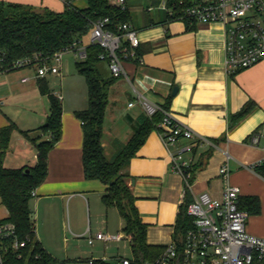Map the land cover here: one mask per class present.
Returning <instances> with one entry per match:
<instances>
[{"label": "crops", "instance_id": "crops-1", "mask_svg": "<svg viewBox=\"0 0 264 264\" xmlns=\"http://www.w3.org/2000/svg\"><path fill=\"white\" fill-rule=\"evenodd\" d=\"M0 1L55 12L69 5L87 7L85 0ZM161 2L127 0L129 23L137 30L140 44L134 60L124 63L126 76L117 78L109 89L102 138L105 154L112 158L147 115L136 99L137 92L141 93L194 133L193 139L180 138L168 148L159 129H152L126 168L136 207L147 224L148 243L166 246L175 242L177 217L187 197L193 200L206 191L213 198H222L224 180L219 169L226 161L230 182L239 188L240 208L247 213L246 228L264 237V177L255 169L264 162V58L228 73L224 25L196 23L194 29H188L183 19L171 18ZM103 67L110 72L107 64ZM36 73V65L0 69V127L13 121L18 128L5 156L6 167L33 166L37 161L36 148L20 133L40 134L37 128L50 111L49 98L41 93ZM24 77L29 79L23 81ZM44 77L51 92L62 95V134L48 153L46 178L32 193L36 236L57 260L77 261L90 254V264L95 263L92 260L121 264L120 257L133 258L132 251L130 256L118 251L121 246L131 250L130 242L95 239L89 249L79 243L80 238L95 237L99 231L116 233L124 227L118 209L106 207L102 200L106 184L84 174V132L76 111L88 103L86 79L72 73L69 60H62L61 75ZM130 102L134 105L129 106ZM248 103H254L253 108L233 121V115ZM255 132L260 135L258 143L252 142ZM202 137L205 140L199 141ZM188 144L192 149H183ZM170 152L187 166L196 167L191 183L174 168ZM249 197L258 201L251 202ZM8 214L0 196V223Z\"/></svg>", "mask_w": 264, "mask_h": 264}, {"label": "trees", "instance_id": "trees-1", "mask_svg": "<svg viewBox=\"0 0 264 264\" xmlns=\"http://www.w3.org/2000/svg\"><path fill=\"white\" fill-rule=\"evenodd\" d=\"M86 8L69 5L62 12L48 8L36 9L19 3L0 1V69L16 70L13 63L22 57L35 53L42 58H50L55 52L80 43L82 37L91 32L96 20L109 17V27L117 28L119 24L129 21L127 0L124 6L112 0H85ZM194 1L209 0H167L174 8L171 18L183 17L188 29H194L196 22L185 15L184 7ZM183 15V16H180ZM104 49L94 43L86 47V57L77 59L78 72L84 75L88 88V103L84 109L76 111L81 119L83 141V166L87 179H98L107 188L102 195L106 207H116L123 219V230L131 236L130 246L133 254L131 264H143L156 260L165 246L149 244L147 241V224L140 217L136 207V197L129 184L130 175L126 168L138 149L145 142L152 129H159L163 114L157 112L146 115L138 125L134 126L131 138L123 144L112 158L105 154L102 138L104 121L109 99V89L117 80L103 67L108 61L100 58ZM138 54V47L136 55ZM129 57L126 61L134 60ZM109 68V67H108ZM40 91L50 101V111L45 122L37 128L40 132L35 137L30 131L20 130L37 150V161L33 166L20 168L6 167L4 164L12 134L17 130L13 121L0 127V196L8 209V216L0 224L12 223L11 233L0 237V264H52L57 259L50 254L36 236L35 220L31 208L33 191L46 178L48 172V153L60 139L62 134L63 106L61 99L48 87L45 77L38 78ZM254 106L248 103L233 115V121L245 116ZM43 135H47L44 137ZM196 167L187 166L188 182L193 181ZM256 171L264 177V162L255 166ZM28 170V172H27ZM187 195V194H186ZM249 201L257 202V198L249 197ZM246 200V202H247ZM192 202L188 197L180 207L175 225V243L182 248V240L188 230L194 228V218L188 213V205ZM239 206L243 202L239 201ZM22 244L18 245L16 244ZM111 264L101 260L93 262Z\"/></svg>", "mask_w": 264, "mask_h": 264}, {"label": "built area", "instance_id": "built-area-1", "mask_svg": "<svg viewBox=\"0 0 264 264\" xmlns=\"http://www.w3.org/2000/svg\"><path fill=\"white\" fill-rule=\"evenodd\" d=\"M122 5L126 0H112ZM161 7L174 15V8L167 0H162ZM185 15L196 23L218 22L225 27V67L228 73L251 67L264 58V0H209L194 1L184 7ZM183 16V15H180ZM183 19V17H179ZM110 18L96 20L91 29V43L100 45L104 52L101 59L108 61L110 73L116 77L126 76L124 63L131 57H136V49L140 44L137 30L129 23L123 22L117 28L109 27ZM79 43L55 52L50 58H42L35 53L17 59L13 67H29L36 65V76L47 74L61 75L63 54L74 51L79 59L86 57V47ZM2 60V58H0ZM29 77H24L27 81ZM137 101L146 114L152 116L157 112L163 114L158 124L161 139L166 147L174 145L180 138L191 140L194 133L184 128L163 106L150 101L141 93L136 94ZM56 96L61 99L62 95ZM130 102L129 106H133ZM260 135L255 132L252 142L258 143ZM205 140L203 137L199 141ZM183 149L191 150L192 145H184ZM174 168L188 182L187 163L178 159L170 152ZM230 166L226 161L219 169L224 180L223 196L213 198L208 192L199 193L188 205V213L194 218V228L188 230L182 240L181 250L175 242L165 246L161 255L152 262L143 264H264V237L248 232L246 228L247 213L239 206V188L230 182ZM12 223L0 225V237L11 233ZM105 243L131 241V236L124 230L116 233L99 231L95 237H89V243L94 240ZM23 245L22 244H16ZM121 264H131L132 259L119 258ZM93 262V260L91 261Z\"/></svg>", "mask_w": 264, "mask_h": 264}, {"label": "rangeland", "instance_id": "rangeland-1", "mask_svg": "<svg viewBox=\"0 0 264 264\" xmlns=\"http://www.w3.org/2000/svg\"><path fill=\"white\" fill-rule=\"evenodd\" d=\"M146 2V1H148V0H140V2ZM91 43V32H89V33H87V34H85L83 37H82V42L81 43H79L78 44V47H80V46H85V45H88V44H90ZM77 58H78V56L75 54V52L74 51H68V52H65L64 54H63V61H64V63H65V61L67 60H69L70 61V64H71V67H72V73L73 74H75V75H79V76H81L83 79H85L84 78V75H81V74H79L78 73V70H77V68H76V60H77ZM49 77H51V76H49ZM50 80L53 82V79H52V77L50 78ZM55 85H56V83H55ZM58 87V86H57ZM16 109H18V108H16ZM89 239V238H88ZM88 239L85 237V238H80V241H79V243L82 245V247L84 248V249H89V248H91L90 246H91V244L90 243H88L89 241H88ZM116 248V247H115ZM116 250H117V248H116ZM119 252H120V254H123L124 252L127 254V255H131V250H130V248H128V246H127V248H123L122 246L119 248V250H118ZM80 256H82V255H80ZM83 257H85L84 259H81V260H77V261H67V260H63V259H59V260H57V262H55V263H52V264H90L89 262H88V257H90V254H87L86 256H83ZM87 257V258H86ZM91 264H98V262L96 261L95 263H91Z\"/></svg>", "mask_w": 264, "mask_h": 264}, {"label": "water", "instance_id": "water-1", "mask_svg": "<svg viewBox=\"0 0 264 264\" xmlns=\"http://www.w3.org/2000/svg\"><path fill=\"white\" fill-rule=\"evenodd\" d=\"M175 91H176V88L174 89V93H175ZM27 172H28V170H27Z\"/></svg>", "mask_w": 264, "mask_h": 264}]
</instances>
